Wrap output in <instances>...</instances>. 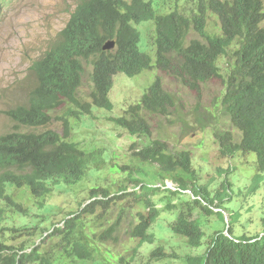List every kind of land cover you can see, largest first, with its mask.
<instances>
[{
    "label": "trees",
    "instance_id": "1",
    "mask_svg": "<svg viewBox=\"0 0 264 264\" xmlns=\"http://www.w3.org/2000/svg\"><path fill=\"white\" fill-rule=\"evenodd\" d=\"M194 3L195 11L174 9L164 15L148 0H83L78 5L55 47L32 63L30 70L35 76V85L28 92L26 103L4 111L13 129L0 135V223L7 217L5 212L17 210L25 214L22 205L8 193V186L26 187L42 208L52 190L50 184L73 185L84 179L91 168L100 169L104 163L102 149L86 150L78 141L65 139L70 136L69 119L90 115L93 106L113 109L109 93L116 73L132 77L144 69L157 67L174 73L197 90L199 83L218 76V58L235 41L239 45L233 52L234 65L223 79L226 88L221 104L232 126L240 132V138L236 142L230 131L217 133L215 137L222 156L237 152L254 155L256 172L247 193L258 189L264 180V28L260 27L264 19L263 1L194 0ZM209 13L218 18L220 34L207 33ZM152 20L156 32L155 58L140 49L141 33L135 26ZM190 29L201 39H192L184 46ZM108 39L115 40V47L104 51L101 47ZM171 53L179 56L180 64L170 60ZM89 57H94L93 87L90 101H81L77 98L83 71L80 59ZM63 103L69 104L64 111L66 116L61 118L62 137L52 130H20L48 125L51 121L48 112ZM174 105L173 97L156 76L140 103L130 105L123 115L110 120L135 138L129 145L135 158L157 164L161 181L169 178L183 190L190 189L193 198L180 191L145 184L133 176L139 173L137 168H128L126 177L133 184L131 190L119 189L116 194H110L106 188L92 187L89 189L91 200L72 217L65 218L60 226L52 227L50 234H57L67 244L56 254H41L33 249V244L30 250L6 244L0 227V264H85L79 261L92 260L94 250L76 235L78 220L94 213L98 207L106 211L116 200L129 198L145 206L142 212L137 211V222L129 232L137 240V246L130 255L118 254L104 264H156L169 257L177 258V254L167 252L161 244L154 245L146 254L138 253L141 245L154 244L156 238L151 226L162 212L173 217L166 227L173 235L184 238L188 247L198 249L206 243L201 253L184 256V264H264V230L234 238L228 226V235L224 229H214L206 240L205 216L214 213V207L221 209L229 197L232 186L227 174L233 168L227 166L221 171L223 181L211 189V179L203 184L199 182L189 150L172 153L165 141L149 140L151 126L141 111L166 114ZM158 202L164 206L158 207ZM195 210H198L197 216H194ZM229 217L235 219L237 214L229 213ZM261 221L264 227V217ZM119 222L118 217L101 233L102 237L112 238Z\"/></svg>",
    "mask_w": 264,
    "mask_h": 264
},
{
    "label": "rangeland",
    "instance_id": "2",
    "mask_svg": "<svg viewBox=\"0 0 264 264\" xmlns=\"http://www.w3.org/2000/svg\"><path fill=\"white\" fill-rule=\"evenodd\" d=\"M79 0H0V135L10 131L13 123L5 116L4 110L23 104L27 100L30 89L35 85V77L30 71L31 63L39 58L57 39L59 31L67 22L70 13ZM158 12L164 15L174 9L195 11L194 0H152ZM263 5H264V0ZM260 26L264 27V19ZM141 32L140 48L146 50L153 58L155 54L154 37L155 23L147 21L137 25ZM206 31L210 35L220 34L219 20L214 14H208ZM198 35L190 29L185 37L184 45ZM239 42L235 41L217 61L219 72L226 76L234 65V50ZM171 61L180 63L176 53L169 54ZM83 77L78 97L89 100L92 90L91 64L83 62ZM119 75V76H118ZM116 82L109 94L113 109L106 110L92 107L90 115L79 119H69L70 136L68 139L78 141L86 150L99 148L103 150L104 163L100 169H90L84 179L73 185L50 184L52 190L44 200V206H38V200L26 187L8 186V193L23 207V214L14 210L5 212L7 217L0 223L3 227V239L6 244L27 250L38 249L41 254H56L67 246L64 239L57 234H50L52 227L60 226L65 218L73 216L91 199L89 189L101 187L116 194L119 189L131 190L133 184L127 180L128 168L139 170L136 176L143 183L158 186L160 183L158 165L152 162H142L135 158L129 145L135 140L124 129L117 127L110 117L125 113L128 106L139 102L146 88L158 75L165 90L175 98V105L165 116L156 113L143 112L152 125L153 130L149 140L159 139L168 143L173 153L189 150L192 154L193 168L197 171L199 182L205 183L211 179V189L223 181L220 172L227 166L232 167V173L227 174L232 191L222 206L223 219L215 213L205 216L206 240L214 229L231 227V236L237 238L242 233L254 235L264 230V181L254 193H247L251 177L255 172L254 155L235 153L232 156H222L215 134L229 130L235 139L239 132L229 122L220 98L224 93V85L218 78H212L199 84L198 90L190 88L186 82L175 77L174 73L143 70L141 73L128 77L119 72ZM66 106H58L50 112L52 120L48 126L36 129L24 128L23 131L53 130L63 132V120ZM139 142V140H137ZM129 166V167H127ZM123 167V168H122ZM126 168L127 170H125ZM188 195L189 193L186 192ZM190 198V196H187ZM158 200V197H154ZM158 207L164 206L158 202ZM225 207V208H223ZM145 206L136 203L132 198L116 200L110 208L103 211L100 207L94 213L82 216L77 222L76 235L94 250L93 259L79 261L85 264H104L118 254L132 253L137 246V240L129 236L130 229L137 222V211H143ZM228 209V210H226ZM235 212L237 218H230L229 213ZM197 216L198 210L194 211ZM118 217L120 222L113 237L107 239L101 233L107 230ZM173 217L162 212L161 217L151 226L155 235L154 244H143L138 253L146 254L154 245L161 244L167 252L177 254L156 264H184L187 254L201 253L206 243L192 249L187 246L184 238L173 235L166 227ZM37 225L38 228H32ZM28 227V228H25Z\"/></svg>",
    "mask_w": 264,
    "mask_h": 264
},
{
    "label": "clouds",
    "instance_id": "3",
    "mask_svg": "<svg viewBox=\"0 0 264 264\" xmlns=\"http://www.w3.org/2000/svg\"><path fill=\"white\" fill-rule=\"evenodd\" d=\"M83 0H79L77 3H76V5H75V7H74V9L72 10V12L70 13V15H69V18H68V20H67V22L65 23V25L63 26V28L59 31V33H58V36H57V39L49 46V48L39 57V58H37L36 60H34V61H37V60H39V59H41L47 52H49L51 49H53L54 47H55V45H56V42H57V40H58V38H59V36H60V33H61V31L65 28V26L67 25V23H68V21H69V19H70V16H71V14L77 9V7H78V5L82 2ZM128 1V0H127ZM148 1H151L152 2V4L155 6V4L153 3V1L152 0H148ZM162 15V14H161ZM153 21V20H152ZM147 22V21H146ZM143 23V22H142ZM155 23V22H154ZM141 24V23H140ZM139 25V24H138ZM136 27H137V24L135 25ZM260 27H262V26H260ZM264 28V27H263ZM138 29V28H137ZM139 30V29H138ZM140 31V30H139ZM196 32V31H195ZM141 33V32H140ZM155 35H156V32H155ZM187 35V34H186ZM198 35V34H197ZM186 37V36H185ZM197 38H199V39H201L200 37H199V35H198V37ZM195 39V38H194ZM184 40H185V38H184ZM192 40V39H191ZM108 42H113V46L112 47H110V48H104V46L108 43ZM141 42V41H140ZM190 42V41H189ZM188 42V43H189ZM187 43V44H188ZM186 44V45H187ZM183 45H184V42H183ZM186 45H184V46H186ZM139 46H140V44H139ZM155 46V45H154ZM114 47H115V40L114 39H108V40H106L104 43H103V45H102V50H104V51H110V50H112V49H114ZM141 49V48H140ZM142 51H145V52H147L146 50H143V49H141ZM148 53V52H147ZM155 53H156V47H155ZM149 54V53H148ZM150 55V54H149ZM151 56V55H150ZM169 56V55H168ZM152 57V56H151ZM179 57V56H178ZM153 58V57H152ZM154 58H155V54H154ZM219 59V58H218ZM93 60H94V57H89V58H87V59H84V58H81L80 59V61L82 62V66H83V62L84 61H89L90 62V64H91V67H92V70H93ZM171 60V59H170ZM33 61V62H34ZM32 62V63H33ZM173 62V61H172ZM32 63H31V65H32ZM173 63H175V62H173ZM181 63V62H180ZM179 63V64H180ZM176 64H178V63H176ZM31 65H30V68H31ZM218 65V64H217ZM84 67V66H83ZM154 68V67H153ZM152 68V69H153ZM157 68V67H156ZM218 68H219V66H218ZM152 69H144V70H152ZM92 70H91V74H92ZM31 72H32V74H33V71L32 70H30ZM142 72V71H141ZM140 72V73H141ZM119 73V72H118ZM118 73H116V75L114 76V81H113V86H114V84H115V82H116V78L119 76L118 75ZM122 73V72H121ZM124 74V73H123ZM34 75V74H33ZM118 75V76H117ZM127 76V75H126ZM156 76H158V75H156ZM156 76L154 77V79L156 78ZM35 77V76H34ZM82 77H83V71H82V76H81V83H82ZM129 77V76H128ZM159 77V76H158ZM224 77L225 76H223L220 72H219V69H218V76L217 77H213V78H218V79H220V81L223 83V85H224V93H225V88H226V85H225V83L223 82V79H224ZM153 79V80H154ZM159 79H160V77H159ZM212 79V78H211ZM152 80V81H153ZM161 80V79H160ZM210 80V79H209ZM91 81H92V78H91ZM208 81V80H207ZM162 82V81H161ZM152 83V82H151ZM150 83V84H151ZM203 83V82H202ZM149 84V85H150ZM200 84V83H199ZM149 85H148V87H149ZM80 86H81V84H80ZM80 86L78 87V89L80 88ZM34 87V86H33ZM92 87H93V82H92ZM148 87L146 88V91H145V93H147V90H148ZM198 87H199V85H198ZM113 88V87H112ZM164 88V87H163ZM32 89V88H31ZM30 89V90H31ZM112 90V89H111ZM111 90H110V92H111ZM193 90H195V91H197L196 89H193ZM167 91V90H166ZM168 92V91H167ZM145 93H143V95L145 94ZM169 93V92H168ZM224 93H223V95H224ZM110 94V93H109ZM169 94H171V93H169ZM142 95V96H143ZM223 95H222V97H223ZM28 96V95H27ZM142 96H141V98H142ZM171 96L173 97V99H174V101H175V98H174V96L171 94ZM221 97V98H222ZM77 98H79L78 97V90H77ZM141 98H140V100H139V102H137V103H135V104H138V103H140V101H141ZM221 98H220V104H221ZM81 100V99H80ZM81 101H86V100H81ZM88 101H90V97H89V100ZM26 103V102H25ZM24 104V103H23ZM66 107L68 106V104L69 103H63ZM135 104H132V105H135ZM62 105V104H61ZM222 105V104H221ZM16 107V106H15ZM93 107H95V106H93ZM129 107V106H128ZM13 108V107H12ZM57 108V107H56ZM98 108V107H97ZM102 109H104V108H102ZM173 109V108H172ZM8 110V109H7ZM54 109H51L49 112H48V114L50 115V117H51V114H50V112L51 111H53ZM92 110V109H91ZM4 111H6V110H4ZM4 111H3V113H4ZM148 112V111H146V110H142L141 111V114H142V116L145 118V116L143 115V112ZM171 111V110H170ZM170 111H169V113H170ZM224 112H225V110H224ZM148 113H151V114H153L152 112H148ZM226 113V112H225ZM5 114V113H4ZM156 114H159V113H156ZM168 113H166V114H160V115H162V116H165V115H167ZM227 114V113H226ZM6 116V115H5ZM227 116H228V114H227ZM7 117V116H6ZM8 118V117H7ZM9 119V118H8ZM146 119V118H145ZM228 119H229V116H228ZM10 120V119H9ZM51 120H52V117H51ZM147 120V119H146ZM147 122L149 123V121L147 120ZM229 122H230V119H229ZM150 124V123H149ZM231 124V123H230ZM46 126H48V125H46ZM46 126H43V127H46ZM150 126H151V134H152V130H153V127H152V125L150 124ZM231 126H232V124H231ZM43 127H37V128H43ZM233 127V126H232ZM234 128V127H233ZM12 129H13V126H12ZM11 129V130H12ZM23 129L24 128H21L20 130L21 131H23ZM27 129H29V128H27ZM33 129H36V128H33ZM236 129V128H235ZM46 130H50V129H46ZM63 130H64V127H63ZM237 130V129H236ZM30 131H33V130H30ZM44 131V130H43ZM53 131V130H52ZM225 131H229V130H225ZM238 131V130H237ZM8 132V131H7ZM34 132H40V131H34ZM55 132V131H54ZM224 132V131H223ZM231 132V131H230ZM57 133V132H56ZM221 133V132H220ZM232 133V132H231ZM4 134V133H3ZM59 134V133H58ZM239 134H240V132H239ZM61 137L63 136V132H62V134H59ZM233 135V134H232ZM69 138V137H68ZM68 138H66L65 140H67V141H71L70 139H68ZM239 138H240V136H239ZM233 139L237 142L239 139H235L234 138V135H233ZM154 140H159V139H154ZM161 141H163V140H161ZM166 142V141H165ZM166 144L168 145V143L166 142ZM168 151L169 152H171L170 150H169V147H168ZM173 153V152H172ZM177 153V152H176ZM230 157V156H229ZM254 167H255V164H254ZM255 172H256V168H255ZM254 172V173H255ZM252 178V177H251ZM264 181V180H263ZM262 181V182H263ZM261 182V183H262ZM253 182L251 181V183L250 184H252ZM260 183V184H261ZM250 186V185H249ZM249 186H248V188H249ZM157 187H162V188H168V189H171V190H173V191H180L181 193H183V194H185L186 196H190L191 198H193L194 196H193V193H192V191L190 190V189H187V190H183L177 183H175L174 181H172L171 179H169V178H165L164 180H162V181H160V183L158 184V186ZM260 187V186H259ZM259 187H258V189H259ZM257 189V190H258ZM248 190V189H247ZM256 190V191H257ZM256 191H254V192H256ZM186 192H188L189 193V195L186 193ZM254 192H252V193H254ZM31 193V192H30ZM32 194V193H31ZM81 208V207H80ZM216 208V207H215ZM217 210H216V214L218 215V213H217V211H219L220 213H221V211H223L222 210V208L221 209H219V208H216ZM226 210H228V209H226ZM230 213H232V211L230 212ZM227 229H228V227L225 229L224 228V232L228 235L229 233L227 232ZM145 244H148V243H145Z\"/></svg>",
    "mask_w": 264,
    "mask_h": 264
},
{
    "label": "water",
    "instance_id": "4",
    "mask_svg": "<svg viewBox=\"0 0 264 264\" xmlns=\"http://www.w3.org/2000/svg\"><path fill=\"white\" fill-rule=\"evenodd\" d=\"M113 46V42H108L105 46H104V48H110V47H112Z\"/></svg>",
    "mask_w": 264,
    "mask_h": 264
}]
</instances>
